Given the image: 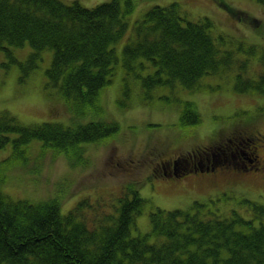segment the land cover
<instances>
[{"label": "trees", "instance_id": "16d2710c", "mask_svg": "<svg viewBox=\"0 0 264 264\" xmlns=\"http://www.w3.org/2000/svg\"><path fill=\"white\" fill-rule=\"evenodd\" d=\"M119 3L87 7L79 0H0L4 67L19 63L23 79L43 61V52L51 50L47 86L65 101H52L53 120L27 125L8 109L0 110V149L10 148L0 160V264H264V204L256 201H247L250 217L238 210L223 216L200 202L189 209L158 207L151 213V231L133 235L146 202L134 183L122 188L109 210L101 209L99 199L80 195L66 213L65 192L33 200L11 193L14 197L3 188L11 169L34 161V144L41 146L38 160L51 152L78 167L89 161L87 145L109 143L119 131L118 121L95 119L103 113L100 95L113 82L120 60L117 43L130 32L127 13L135 7L134 0H126V9L111 5ZM224 6L239 19L248 18ZM165 9L155 5L138 19L123 47V66L141 76L143 88L196 89L205 76L237 66L235 89L264 94V53L259 55L261 72H251L255 45L250 58H239L235 50H223L216 42L209 18L188 19L182 25L176 19L173 24ZM171 12L180 13L174 8ZM27 45L30 53L22 62L14 50ZM147 68L152 72L142 76L139 69ZM201 120L196 104L187 101L180 125L194 126ZM217 145L195 151L208 156Z\"/></svg>", "mask_w": 264, "mask_h": 264}, {"label": "rangeland", "instance_id": "374dc122", "mask_svg": "<svg viewBox=\"0 0 264 264\" xmlns=\"http://www.w3.org/2000/svg\"><path fill=\"white\" fill-rule=\"evenodd\" d=\"M79 1L93 7L111 0ZM172 2H178L189 12L190 20L209 18L212 33L223 50L233 49L239 58L245 59L251 57L248 52L255 45L251 72H261L259 55L264 53V1L134 0L135 7L127 13L130 22L127 35L132 33L136 21L153 6H169ZM223 3L230 5L241 17L247 15L248 18L239 19ZM126 40L124 37L117 43L120 60L113 82L105 86L100 95L103 113L95 116V119L107 118L120 123L119 131L108 139L113 140L87 145L85 158L89 161L78 167H71L64 158L51 152L38 160L36 155L41 146L34 144L30 148L34 161L9 171L2 183L5 191L33 200L65 192L62 209L66 213L75 205V197L80 195L99 199L104 203L101 209L109 210L115 200L117 202L120 191L134 183L146 202L143 211L137 215L133 235L151 231V213L158 207L189 209L196 201L207 204L206 209L223 216L238 210L243 216L250 217L247 201L264 204V141L261 142L260 135L255 132L264 134V94L256 91L240 93L235 89L237 66L222 75L205 76L202 85L196 89L168 85L145 89L141 76L131 70L127 72L123 66L122 51ZM20 49L16 50V56L26 62L30 46ZM52 54L51 50H45L39 66L21 79V65L14 63L6 69L3 65L5 53L0 52V110L8 109L26 125L53 120L50 119L55 106L52 101H65L56 89L47 86L46 69L51 64ZM139 71L145 76L152 69ZM187 101L196 104L202 120L197 125L185 127L180 125V118ZM72 114L66 115L67 121L71 120ZM217 143L213 155L225 157L240 166L227 165L204 174L178 172L174 178L159 170L171 162L174 167V163L183 165L190 159L186 155L188 152ZM259 144L258 153H261L260 159L263 158L260 161L255 147ZM9 153L10 148L0 149V160ZM196 161L207 163L200 154ZM245 164L261 167L248 172L242 168Z\"/></svg>", "mask_w": 264, "mask_h": 264}, {"label": "flooded vegetation", "instance_id": "af4514ba", "mask_svg": "<svg viewBox=\"0 0 264 264\" xmlns=\"http://www.w3.org/2000/svg\"><path fill=\"white\" fill-rule=\"evenodd\" d=\"M255 132L259 133L260 131H255ZM260 145L261 144H259L258 146L257 145L255 146L257 148V156L259 157V161L263 159V158L260 159L261 153L260 154L258 153ZM207 158H208V161H209L208 165H206L205 168L204 167H200V168H202L204 170H212V169H214L215 166H216L215 162H220V160H222L220 157H212L213 159H211L210 156H207ZM196 160H197V156L195 158H193L192 162L187 161L183 165H178V166L176 165V163H174L175 167H174V165L172 166L173 163L171 162L167 166H164L162 168H163V170L165 171L166 174H170V175H174L175 172H178L180 170L179 168H183V167H187V166H192L195 170H198V163H197ZM212 161H213V163H212ZM233 164L236 165V166H240V165L236 164L235 162ZM242 168L245 169V170H248V171H253L255 169H259L260 167L259 166L255 167L253 164H251V165L245 164L244 166H242Z\"/></svg>", "mask_w": 264, "mask_h": 264}, {"label": "bare ground", "instance_id": "6f19581e", "mask_svg": "<svg viewBox=\"0 0 264 264\" xmlns=\"http://www.w3.org/2000/svg\"><path fill=\"white\" fill-rule=\"evenodd\" d=\"M107 2V1H106ZM101 3H103V2H101ZM124 3H126V1L125 0H121L120 1V3L118 4V5H114V4H111L112 6H114V7H121V8H123V9H126V6H124L125 4ZM100 4V3H99ZM135 4V3H134ZM159 5V4H158ZM172 6V8H174V10H177L178 12H180V13H178V14H176V15H174V14H172V12H171V9L169 8V6ZM169 6L168 5H160V7H164V8H166L165 9V12L168 14V16L170 17V19L172 20V23L173 24H175V20L177 19L178 20V22H179V24H184V23H186V21L189 19L190 20V17H189V12H187V11H184L182 8H181V6H180V4L178 3V2H172L171 4H170ZM126 37L128 38V35H126ZM18 49H20V48H16L15 50H14V52H15V55H16V53H17V51H18ZM17 50V51H16ZM21 50V49H20Z\"/></svg>", "mask_w": 264, "mask_h": 264}]
</instances>
